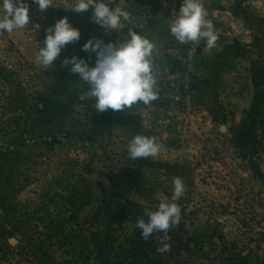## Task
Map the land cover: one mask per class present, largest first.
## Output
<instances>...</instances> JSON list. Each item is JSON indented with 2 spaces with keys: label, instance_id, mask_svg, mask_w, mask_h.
<instances>
[{
  "label": "rangeland",
  "instance_id": "1",
  "mask_svg": "<svg viewBox=\"0 0 264 264\" xmlns=\"http://www.w3.org/2000/svg\"><path fill=\"white\" fill-rule=\"evenodd\" d=\"M115 2L130 16L169 19L182 0ZM202 2L218 31L216 46L194 44L193 60L186 54L191 43L162 47L175 68L157 72L159 86L169 91L164 102L172 106L155 134L165 146L157 156L161 167L150 158L144 167L127 166L114 145L110 152L96 145L87 150L74 134L76 120L51 129L48 135L61 137L54 144L42 142L43 134L21 132L18 147L0 153V264H33L22 248L31 239L68 264L83 261L86 246H93L91 231L129 238L161 264H264V0ZM75 3L64 0L65 7L53 10L69 18L78 14L69 9ZM49 9L43 15H53ZM150 24L144 19L142 29ZM78 43H70L65 56ZM176 73L180 80L173 85ZM176 176L185 183L177 201L182 219L163 241L171 250L162 254L163 233L145 241L136 221L145 208L170 199Z\"/></svg>",
  "mask_w": 264,
  "mask_h": 264
},
{
  "label": "clouds",
  "instance_id": "2",
  "mask_svg": "<svg viewBox=\"0 0 264 264\" xmlns=\"http://www.w3.org/2000/svg\"><path fill=\"white\" fill-rule=\"evenodd\" d=\"M30 3L36 5L41 13L55 6L54 0H0V34H11L31 23ZM69 9L76 13L91 9V20L108 33L118 30L122 21L131 23L129 11L115 0H76ZM169 31L181 44L199 45L204 42L206 50L213 49L218 40V31L208 19L202 0H182L178 14L169 24ZM80 39L81 30L73 26L68 17L57 19L46 29L43 46L35 59L44 69H49L61 56L62 50ZM155 49L152 39L129 28L124 40L106 43L93 37L82 45V51L95 54L94 66L78 54L65 57L63 65L70 66V72L89 86L81 99L94 100V109L98 112L131 109L141 102L149 107L159 98ZM162 146L155 136L139 133L126 145L132 160L156 157ZM172 184L170 199L162 200L155 210L145 208L144 215L136 221L145 241L154 233H163L162 246L157 248L162 254L171 250L170 244L163 241L171 238L170 229L179 225L182 219L177 201L185 194V183L182 177L176 176Z\"/></svg>",
  "mask_w": 264,
  "mask_h": 264
},
{
  "label": "crops",
  "instance_id": "3",
  "mask_svg": "<svg viewBox=\"0 0 264 264\" xmlns=\"http://www.w3.org/2000/svg\"><path fill=\"white\" fill-rule=\"evenodd\" d=\"M56 1V3L54 2L55 8L65 7L64 0ZM34 7L38 11L36 5L30 4L32 18L28 26L14 30L11 34H0V93L8 95L10 101L8 110L11 113L16 114L18 109H23L24 113L16 117L18 118V128L16 129L19 133L22 132L20 135H30L31 138H34L35 133L44 135L51 132V129L60 131L68 124L69 120H76L75 126H78V130L74 134H78L77 137L84 142L87 150L93 149L94 152L98 149L102 152H110L114 145L117 146L122 158L129 162L127 166L136 169L147 165L148 158L132 160L128 155L126 145L137 133L157 136L156 132L164 127L162 122L171 117L169 108L172 106H170V102H164L170 98H167L169 96L168 89L165 90L159 86V98L153 101L149 107L144 106L141 102L131 109L120 111L109 109L98 112L94 109V100L81 99L83 94L89 90V86L70 72V66L63 65L64 58L70 57L69 55L65 56L64 50L49 69H44L37 63L36 55L39 48L43 46L42 42L46 37V32L43 31L48 28L47 26L54 25L57 19L67 16L58 15L56 13L58 10H53L54 7H50L49 11L54 13L53 15L48 17L40 12L41 16L34 18L32 14ZM91 15L90 9L87 14L85 12L78 13L68 18L73 26L81 30V39L71 56L78 54L94 66L95 54L90 55L81 50L82 45L88 39L101 38L106 43L124 40L128 35L129 28H133L154 41L157 72H160L162 67L175 68L162 53V47L166 42L177 41L170 34L169 27L165 26L166 21H172L175 16L169 19L131 16V23L122 21L118 30L108 33L91 20ZM144 19L145 23L151 20V24L143 30ZM250 58L248 56V60ZM84 106L87 109H84ZM163 107L168 109L167 113L164 112ZM95 145L98 146L97 149L92 148ZM55 149L57 151L59 148ZM169 150L175 149L169 147ZM71 155H74V152ZM150 160H152V164L155 162L153 166L161 167L162 158L156 156L150 157ZM60 166L63 168L62 163Z\"/></svg>",
  "mask_w": 264,
  "mask_h": 264
},
{
  "label": "trees",
  "instance_id": "4",
  "mask_svg": "<svg viewBox=\"0 0 264 264\" xmlns=\"http://www.w3.org/2000/svg\"><path fill=\"white\" fill-rule=\"evenodd\" d=\"M91 235H93V246H86L88 249L86 255L84 251H81V256L85 255V259L83 261L78 259L73 264H161L162 262L161 259L155 258L153 251L140 247L129 238L120 240L117 235L110 233V231H100V233L91 231ZM44 244L41 241L31 239L26 246L22 247L27 252L26 254L34 257L33 264L69 263L56 258L52 254L50 246ZM93 257L94 263L91 262Z\"/></svg>",
  "mask_w": 264,
  "mask_h": 264
},
{
  "label": "built area",
  "instance_id": "5",
  "mask_svg": "<svg viewBox=\"0 0 264 264\" xmlns=\"http://www.w3.org/2000/svg\"><path fill=\"white\" fill-rule=\"evenodd\" d=\"M188 59L193 60L197 55V47L192 44L188 47L186 52ZM192 64V63H190ZM173 85H176V82H179L180 74H172ZM170 78V79H171ZM0 153L11 152L18 147V125L16 117L23 114V109H18L15 113H11L8 109H10V101L8 99V95H4L0 93ZM12 137V139L8 140V138ZM15 135V136H13ZM61 137L51 136L45 134L42 136L41 141L48 144H54L57 140H60ZM35 140V139H33ZM27 142H30L27 139Z\"/></svg>",
  "mask_w": 264,
  "mask_h": 264
}]
</instances>
